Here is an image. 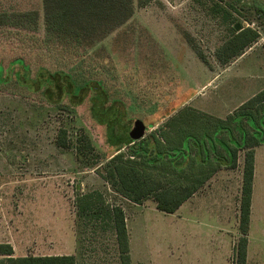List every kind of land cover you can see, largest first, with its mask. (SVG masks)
<instances>
[{"label":"rangeland","instance_id":"1","mask_svg":"<svg viewBox=\"0 0 264 264\" xmlns=\"http://www.w3.org/2000/svg\"><path fill=\"white\" fill-rule=\"evenodd\" d=\"M248 1L235 14L260 39L222 67L214 53L229 29L213 17L211 0H151L144 7L136 2L126 24L76 59L43 42L42 0H0V11L40 13L35 33L0 26V243H10L15 256L73 254L78 264H120L113 231L77 216L76 194L100 190L125 211L133 264H233L242 155L235 169L222 168L175 213L158 210L151 198L128 200L100 172L117 151L114 134L122 141L135 120H143L149 132L185 105L226 117L264 88V0ZM42 68L63 70L75 84ZM94 80L101 85L84 88ZM60 128L75 144L87 134L99 165L79 160L75 144L57 146ZM256 157V198L263 202L264 145ZM262 227L254 222L248 264H264Z\"/></svg>","mask_w":264,"mask_h":264},{"label":"trees","instance_id":"2","mask_svg":"<svg viewBox=\"0 0 264 264\" xmlns=\"http://www.w3.org/2000/svg\"><path fill=\"white\" fill-rule=\"evenodd\" d=\"M150 1L42 0L43 42L74 59L79 58L126 24L135 13L136 2L144 7ZM211 2L209 10L213 17L227 24L229 29L227 37L214 53L216 62L227 67L251 48L261 34L256 28L243 26L235 14L240 12L238 6L249 7L248 0ZM39 20L40 13L35 9L0 11V26L35 33ZM236 24H240L241 30L236 29ZM185 37L200 60L211 67L202 47L189 33ZM16 61L23 67V60ZM42 70L55 76L63 75L68 82L70 79L75 84L70 74L63 70ZM2 73L0 66V79H3ZM92 83L101 85L97 80L88 81L84 88ZM110 117H105L108 123L112 121ZM131 130L124 132L122 141H118L114 134L115 142L112 140L110 144L117 147V151L103 164L100 174L123 197L138 204L151 198L156 202V208L165 213H175L222 168L235 169L240 155L243 156L240 236L233 248V264H247L256 149L264 145V88L226 117L185 105L140 140L131 138ZM56 144L70 148L75 142L66 128H60ZM75 145L79 160L99 165L100 154L87 134L79 135ZM75 207L78 218L85 224L112 230L120 264H133L126 214L122 207L111 204L100 190L78 192ZM0 264H78V261L73 254L15 256L10 243H0Z\"/></svg>","mask_w":264,"mask_h":264},{"label":"crops","instance_id":"3","mask_svg":"<svg viewBox=\"0 0 264 264\" xmlns=\"http://www.w3.org/2000/svg\"><path fill=\"white\" fill-rule=\"evenodd\" d=\"M256 165H257V157H256V164H255V179H254V189H253L252 206H251L250 233L252 232L253 225H254V222L255 221H257L261 226L264 225V201L263 202L261 200L259 201L256 198L257 197V193H256V189H257V166ZM193 197H191L189 200H187L186 202H184V204L187 203V202H190ZM183 205L181 207H183ZM181 207L178 209V211L181 209ZM126 221H127V227H128L129 226L128 220H126ZM262 228H264V227H262ZM262 230H264V229H262ZM128 231H129V236H130V241H131V236H132L131 233L132 232L130 231V228L129 227H128ZM250 233H249V237H250ZM249 243H250V240H249ZM248 249H249V247H248ZM247 264H248V260H247Z\"/></svg>","mask_w":264,"mask_h":264},{"label":"water","instance_id":"4","mask_svg":"<svg viewBox=\"0 0 264 264\" xmlns=\"http://www.w3.org/2000/svg\"><path fill=\"white\" fill-rule=\"evenodd\" d=\"M237 30H241V26L240 24H236L235 25ZM147 132V126L144 123L143 120L137 119L134 121V125L132 130L130 131V136L133 140H140L143 137H145Z\"/></svg>","mask_w":264,"mask_h":264}]
</instances>
